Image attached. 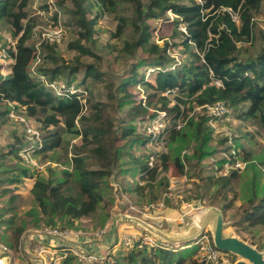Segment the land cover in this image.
Here are the masks:
<instances>
[{
    "label": "trees",
    "instance_id": "1",
    "mask_svg": "<svg viewBox=\"0 0 264 264\" xmlns=\"http://www.w3.org/2000/svg\"><path fill=\"white\" fill-rule=\"evenodd\" d=\"M28 1L0 0V25L10 26L12 37L16 39L14 45L11 46L9 42L5 46L8 58L13 62L8 74L4 75L0 68V107L12 103L26 116L33 117L40 123L42 129H46L45 133L40 129L41 142L32 152L34 157L68 143L70 137H80L81 140L79 144L71 146V169H64L61 177L53 180L51 176H46L36 169V182L30 192L41 217L37 215L35 207L29 211L34 215L35 221L42 220L46 225L53 227L59 220L65 223L64 226L70 227L76 219L100 211V224L104 226L109 217L108 209L114 202L111 180H116L115 168L118 167L124 174L138 171L140 179L144 181L140 184L137 180L133 187L137 196L136 202L139 204L145 192H148V200H154L155 183L165 188L168 186L167 178L170 174L183 173L185 164L180 153L192 140L196 145L191 155L186 158L200 161L210 156L215 149L209 145L212 134L206 124L207 114L203 110L205 108L195 117L189 118L187 111L180 108L181 104H188L191 109L193 104L202 106L223 101L236 112L237 119L250 121L257 127L259 134L264 131V33H260V46L253 56H241L238 49V45L250 44L254 39V16L259 12L261 0H189L188 4L178 0H120L133 6L131 24L135 37L130 41L124 40L117 55H125L127 59H131L141 49L147 58L129 63L128 70L118 84L108 85L109 96L115 99V107L127 108L126 115L131 118L119 124V133L107 105L103 102H90L87 88L89 110L83 113L82 105L77 99L58 97L43 83L29 75V68L37 51L27 42L31 37L32 28L28 24ZM71 1L73 12L76 14L75 23L80 31L69 47L76 49L79 55L88 54L96 59L93 63H85L78 55L71 60H65L56 54V43L42 41L40 50L46 51L45 58L50 61L51 67L46 70L39 66L38 69L50 80L59 78L81 86L85 85L88 79H100L102 76L97 63L99 56L81 44L82 39L91 41L94 31L95 22L86 15L94 4L98 5V9L103 13H113L119 0H95L94 3L90 0ZM228 10L237 13L238 20L233 19ZM170 11L181 17V21L186 25V33L180 32L183 37L179 42L158 44L152 41V20L165 19V22H175L177 25L180 20L166 19ZM125 28V17L118 15L116 31L111 37L119 38ZM175 35L176 29L171 33L172 37ZM176 46L181 47L185 60L180 61L173 69H168L175 59L167 50ZM142 66L145 70L139 72ZM81 67L84 68L82 77L79 82H75V76ZM153 67H156L155 71L146 76L147 69ZM210 74L221 79V87L210 84ZM135 85L139 86V93L143 94L144 99L134 100L128 87ZM174 87L178 89V96L175 97L177 102L170 104V100L162 93ZM151 108L152 112L149 113ZM158 110L166 112L167 137L171 151L170 154H160V163L148 168L146 155L130 154L123 150V147L117 146L115 140L123 139L129 142L130 146L139 142L138 126L133 121L139 122L154 115ZM0 114L1 117H9L6 109L1 110ZM38 114H42V117L37 119L35 117ZM179 117L186 121V125L174 131L171 127ZM60 124L61 130L50 131L48 128ZM225 141L226 137L220 140L222 143ZM139 143L143 146L144 140ZM28 144L29 141L24 135L19 134L10 147L18 154L23 147H29ZM248 155L249 165L244 171L232 170L229 174L216 176L215 180H210V184L212 187L217 186L218 193L220 190L232 189V176H238L242 202L238 207L237 219L229 225H239L242 230L253 234L264 230V183L259 185L258 181L261 175L259 164L264 165V147L258 155L250 152ZM123 156H127L128 160L120 161ZM20 158L23 159L22 156ZM223 162L222 159L217 161L219 169ZM161 173L164 175H160ZM31 176L29 168L20 167L18 174L10 176V181L16 182ZM14 197L11 196V202ZM235 199L236 192L231 200L221 204L220 211L232 208ZM7 210L9 208L1 209L0 216ZM4 221L0 220V225H3ZM23 229L24 223L15 228L14 240H18ZM254 246L261 251V245ZM200 248V243L176 250L170 247L134 246L116 258L113 264H203V260L196 257V254L201 252ZM215 248L220 255L223 253L221 249ZM61 264L83 263L68 252Z\"/></svg>",
    "mask_w": 264,
    "mask_h": 264
},
{
    "label": "rangeland",
    "instance_id": "2",
    "mask_svg": "<svg viewBox=\"0 0 264 264\" xmlns=\"http://www.w3.org/2000/svg\"><path fill=\"white\" fill-rule=\"evenodd\" d=\"M146 1L147 0H143V2ZM188 1L189 0H178V2L183 4H188ZM90 2L94 3L95 0H90ZM56 8L57 14L59 15L58 20L60 21V25L62 26L64 31V38L59 44H57L55 52L60 57H63L65 60H71L75 56L79 55V52L76 49L69 47V44L76 40V38L78 37V31H80V28L75 23L76 14H74L73 12L74 7L71 0H57ZM29 13L30 16L28 19V24L31 25L32 28L35 25L44 24L43 18L38 16V14H33L30 9ZM132 13L133 6L129 3L120 0L119 4L117 5L116 11H114L113 13H103L98 9V5L95 6L94 4L89 9L86 15V17L93 19L95 22L93 26L94 31L92 39L91 41L85 39H82L81 41V44L85 45L93 53L99 56V59H97V63L98 68L102 73L100 79H88L84 85L89 91V96L91 100L90 102H103L107 105V110L110 116L112 117L113 124L116 126V130L118 131L117 133L120 132V130H118L119 124L123 121H129L131 118L126 115L127 108L119 109L115 107V99L109 96L108 85L116 86L118 84V82L124 76L125 71L128 70L127 65L129 63L140 58H147V55L143 53L141 49H139L136 52L135 56L131 59H127L125 55H122L121 57L117 55V51L122 47L124 40L130 41L133 39V37H135V33L131 24ZM167 14L168 17H166V19L172 18L176 21L181 18L179 15H175L171 11ZM118 15L125 17L126 28L119 38H113L111 37V34L116 31ZM254 19L256 22L253 28L254 39L250 44L247 43L243 45H238V49L241 56H253L258 51V48L260 46V33H264V0H261V7L259 9V12L255 14ZM152 27L154 28L152 41L158 44H163L164 42H169L170 44L173 42H179V40H181V38L183 37V35H181L180 31L178 30L177 25H175V22H165V19H153ZM47 28L51 29L52 26L47 25ZM174 29H176V35L172 37L171 33ZM15 40L16 39H13L12 37L11 27L8 25H0V47H5L9 42V44L12 46V44L15 43ZM36 41V38L30 37L27 42L30 45H34ZM170 50V52H172L173 50L175 51L174 53L172 52V57L173 55H175L180 61L185 60V56L182 53L181 47L176 46L174 49ZM45 53L46 51L41 52L42 62L38 65V67L41 66L43 69L45 68L47 70L51 67V63L50 61H48V59L45 58ZM79 56L81 61L85 63H93L96 59L88 54H80ZM9 61V59H5L4 62L0 57V68L1 70L3 69V74H8L9 72L11 64ZM2 66H4V68ZM83 70L84 68L81 67L75 76V82H79L82 77ZM144 70L145 67L142 66L139 69V72H143ZM149 78L152 77L149 76ZM128 90L131 94H133V98L135 101H138L141 98L138 85L129 86ZM170 99L175 100L174 102L169 101L170 104L177 102V100L173 97H170ZM179 106L181 109L187 111L189 118L195 117L196 114H199V111L202 109L195 104H193L191 109L189 108L188 104H181ZM151 107H153V105ZM4 109L8 110L9 117L0 116V154H2L0 155V212L3 208H9V210H7L2 217L0 216V220H5L3 225H0V236L2 240L8 246H10L11 249L16 253L17 261L14 264H22L24 261H27L28 258L24 254L21 255L17 253L19 238L23 236V238L27 239L28 236L32 235L33 233H37L38 230L44 228V226H48L42 220L35 221L34 215L29 212L31 211L32 207H35L33 196L30 190L36 182V169L38 168V170L46 176H51L53 180H56L57 178L61 177V173L64 169H71L69 165L71 156V146L73 144H79L81 140L80 137H70L68 139V143H63V145L53 151H50L46 154L37 155L36 157L31 155L32 159H22L20 158V155L18 156V154L11 150L10 147V145L14 142L15 137L19 134H23L22 125L19 119H17V117L19 116L29 119L33 127L39 132L43 130V132L45 133L46 129H42V125L40 123L36 122L33 117L26 116V114L19 107L12 103H8L7 105L0 107V111H3ZM229 109L230 113L228 115V118L223 121L217 122V126L220 131V134L218 136H216L214 128L211 127V125L208 123L209 116L207 115L206 124L211 130L212 134L209 145L214 147L215 151L210 154V156L200 161H197V159L195 158L188 159L186 158V156L191 155L196 145V142L192 140L191 143L180 153L185 164L183 173L181 175H174L172 173L170 174V178L168 176V186L172 184L171 188H168V186H166L165 188L159 187L157 185L158 183H155L153 187L155 194L154 200H148L146 198L148 192H145V196L142 198L141 203L137 204V196L133 192V187L137 183V179L142 181L139 177L140 175L138 174V171L134 170L132 173L124 174L118 169V167L115 168L117 170L115 172L117 174V181L113 179L111 180L112 192L114 194V202L108 209L109 214L115 215L116 217L119 216V219H121L123 215L125 217L134 216L140 219L141 222L144 224H142L144 226L142 234H154L153 236H155L156 233L157 239L163 242L162 244H164L166 247H170L171 245L166 243L160 237V235L165 237L174 235L183 237L188 233L192 232L187 230L188 228L191 229L192 225L193 227L196 226L197 229H200L201 231L203 228L202 226L204 216L206 214H212L211 209H220L219 207L221 206V204H224L225 202L231 200L234 196V192H236V199L233 201V207L222 212L225 224H230V222H234L233 220L237 219L236 217L239 214L238 207L242 202V198H240V187L237 178L238 176H232V183L230 187L232 189L220 190L218 193H216L217 186L212 187L210 184V180H215L216 176L223 175L219 171L215 170L213 167V163L219 161L221 158L219 150L220 147H224V143L220 142V140L224 137L225 133L232 138V142L236 145L237 149L239 150L240 158L246 164L244 167V169H246L249 165L247 164V159L249 157L248 152L253 155H258L264 147V131L259 134L257 132V127L254 124H252L250 121H241L237 119L236 112L230 107ZM203 110L205 113L207 112L206 109ZM11 111L16 117L10 116ZM151 112L152 108L149 109V113ZM41 117L42 114H38V116L35 118L38 119ZM133 122L137 126L138 122ZM185 125L186 121L184 122V126ZM48 128L50 131L61 130L62 125L60 124L59 126H51ZM138 137L139 142H141L142 139L140 138V135H138ZM26 140L29 141V139L27 138ZM139 142L130 146L129 142H125V140L123 139L117 138L115 140V144L117 146L123 147V150H127V152H130V154L136 156L147 155L149 150L144 145L142 146ZM165 148L166 150H163V152H165L164 154H170L171 147L169 145V138L165 140ZM122 160L127 161L128 157L123 156L120 161ZM159 163L160 160H158L157 164ZM259 165L261 168V175L258 181L259 185H262L264 183V165ZM20 167L29 168L30 172L32 173V176L24 177L16 182L10 181V176L18 174ZM244 169L240 172L244 171ZM231 171L232 169H229L227 174L231 173ZM160 175H164V173H161ZM114 183H116L117 186L114 187ZM113 187L115 188V190L113 189ZM164 193H169L171 197L179 195L181 196L182 200L187 203H190L191 205H194L193 203L194 201L196 203V200H199L200 202L196 203V206L194 205V207H181V202L178 201V197V204H171V202L166 199L164 200L163 207H150V204H153V206L155 207L156 202L162 200V196ZM124 195L129 198V200L135 206V209H130L127 204L124 206L125 202H127L126 197H124ZM11 196H15L12 202L10 201ZM199 205H201L200 208H198ZM171 209L175 210L173 216L167 214V212H169ZM188 209L192 210L187 211ZM139 210H142L143 212L141 211V213L139 212ZM38 211V208H36V213ZM101 213L102 212L97 211L96 213L90 216L76 219L75 221H73V225L70 227L64 226L65 223H63V221L58 220L56 225L53 227L69 230L81 229L85 232H90V234L85 233L84 236L86 238H91L92 236H95V234H93V231L104 227L100 224V219L102 216ZM143 213L159 215L156 219H152L151 217L144 216ZM180 214L183 215L182 218L178 217ZM37 215L41 217L39 213H37ZM169 215L171 216V219L168 220L175 222V227L169 226L167 223L161 224V220H163L161 219V216H163V218L165 219L166 216L168 217ZM216 219L217 215L216 213H213L212 219L206 226L207 232H212ZM188 220L191 221V225H187ZM157 222H160V224ZM23 223L24 229L22 233L20 234L18 240H14L15 228L17 226H21ZM211 223H213V226L211 225ZM178 225L182 226L181 229H183V233H176L177 231L181 232V229L176 228ZM233 226L227 225V227L225 228L226 234L236 235L237 232L240 238H243V240L247 243H252L253 245H261V252L264 260V230H260L259 232L252 234L251 232L249 233L245 230H242L239 225L234 227ZM95 238L98 237L95 236ZM175 247L176 245L173 246L174 250L176 249ZM92 252L96 253L97 250L94 249V251ZM126 252L127 250L123 246H119V248L113 253H102V257L104 256V258L98 260L93 264H113L116 258L122 256ZM61 253L62 252H58V254L51 256L52 259L49 261L48 264H56L57 262L58 264H61V261L63 259V257H61ZM201 254V252H198L196 254V257L201 258ZM241 258L242 257L240 256V254L234 255L230 253H221L218 264H234L237 260ZM239 262H243L245 264L252 263L246 258H243L242 261ZM235 264H238V262Z\"/></svg>",
    "mask_w": 264,
    "mask_h": 264
},
{
    "label": "built area",
    "instance_id": "3",
    "mask_svg": "<svg viewBox=\"0 0 264 264\" xmlns=\"http://www.w3.org/2000/svg\"><path fill=\"white\" fill-rule=\"evenodd\" d=\"M196 2H200V0H195ZM28 6L30 11L34 14H38V16L43 18L44 24L35 25L33 28H31V37L36 38V43L33 45V47L37 51V55L32 62L30 68H29V75L34 78L35 80L43 83L50 91H52L56 96L58 97H69L77 99L81 105H82V112L86 113L88 110V104H87V90L84 85L77 86L74 82H66L62 79H53L50 80L48 77L38 69V65L42 62V55L40 50V44L42 41H47L49 43H56L59 44L63 38H64V31L62 26L60 25V21L58 20V14H57V8H56V0H29ZM233 17V19L238 20L237 13H231L230 10H228ZM31 13V14H32ZM172 19V18H170ZM179 22L177 24L178 30L181 33H186V25L184 22L181 21V18H179ZM48 26H52L51 29L47 28ZM16 41V40H15ZM14 45V43L12 44ZM174 49V48H172ZM168 49L167 52L169 54L174 53L175 51ZM0 57L5 62V59H8V55L6 52L5 47H0ZM175 62L168 66V69H173L180 60L178 57L173 55ZM156 67L148 68L146 76L154 72ZM210 84L214 85L216 87L222 86L221 79L214 77L212 74H210ZM163 96L170 99V97H173L175 99L176 96H178V89L177 87L166 89L163 93ZM140 97L144 99L143 94H140ZM170 101L174 102L175 100L170 99ZM200 108H205L206 113L209 116V124L211 127L214 128V132L216 133V136L220 134L219 128L217 126V122L223 121L228 118V115L230 113L229 106L224 103L223 101H218L213 104H204L202 106H199ZM10 116H15L14 113L11 111ZM16 117V116H15ZM19 119L22 128H23V135L25 138L29 139V144L27 146L29 147H23L19 152L18 155L22 156L26 159H32L31 155L32 152L37 149L40 146L41 142V136L40 132L36 130L32 123L29 121V119L25 117H17ZM185 120H182L180 117L176 119L175 124L173 125L172 130L177 131L180 130L184 126ZM168 125V120L166 117V112L163 110H158L154 115H151L148 118H144L141 121L138 122V132L140 134V138L144 140V146L149 150L145 160L148 164V168H152L155 165H158V157L160 154H164L163 150H166L165 148V140L168 136V130L166 129ZM170 128V129H171ZM224 137H226V141L224 142V147H220V154L222 160H224L221 168L219 169L218 163L214 162L213 167L215 170L219 171L223 175H226L228 173L229 169L235 170L237 172H240L245 167V162L240 158L239 150L237 149L236 145L232 142V138L228 134H224ZM223 171V172H222ZM140 184H143L144 181H140L137 179ZM112 185V184H111ZM113 186H117L116 183L113 184ZM113 189L115 190V188ZM172 184L168 186V188H171ZM124 197H126L124 195ZM179 197V200H178ZM169 200L171 204H176L177 200L180 201L181 207H194L196 206V203L194 202V205H191L190 203L185 202L182 200L181 196H174L171 197L169 193H164L162 196V200L159 202H156L155 207L153 204H150V207L157 208V207H163L164 200ZM125 202L127 206H129L130 209H135V206L132 204L131 201L128 200L126 197ZM179 203V202H178ZM177 203V204H178ZM37 232V231H36ZM106 233L105 227L100 228L96 231H94L93 234L95 236L102 237ZM37 237L43 239L44 237H48L50 239H64L69 234V231L67 229H59L57 227H51V226H44V228L38 230L37 233H35ZM26 238H23L21 236L18 241V254H24L27 259V261H24L22 264H48L49 261L52 259L50 257L47 258V256L43 255L48 250L43 244L37 243L34 246H27L26 244ZM204 239V240H203ZM116 243L118 246H123L126 250H129L133 248L134 246H142L145 245L147 248L149 247H162L167 248L166 246L162 244L160 240L157 239L156 236H153L152 234H121L119 235L118 239L116 240ZM200 243L201 244V259L203 260V264H218L220 253L219 251L205 238L201 237L199 240H196L194 244ZM193 244H190L188 247H190ZM169 248V247H168ZM94 251L93 248L89 249L83 246L79 247H67L60 249L61 257H65L68 252H71L73 256L77 260H79L82 263L85 264H93L97 262L98 260L104 258L102 257V253L100 252H92ZM55 252L49 253L50 256H54ZM17 261L16 253L11 249L10 246H8L1 238L0 236V264H14ZM56 263V262H55ZM58 264V262L56 263Z\"/></svg>",
    "mask_w": 264,
    "mask_h": 264
},
{
    "label": "crops",
    "instance_id": "4",
    "mask_svg": "<svg viewBox=\"0 0 264 264\" xmlns=\"http://www.w3.org/2000/svg\"><path fill=\"white\" fill-rule=\"evenodd\" d=\"M9 59V58H8ZM10 63L13 62L11 59H9ZM6 65V64H5ZM4 65V66H5ZM4 66H2L4 68ZM2 73H3V69L1 70ZM10 71V69H9ZM5 75V74H4ZM170 178V176H169ZM129 200V198H128ZM130 201V200H129ZM195 202V201H194ZM126 205V203L124 204V206ZM201 205L198 206V208H200ZM144 208V207H143ZM145 209V208H144ZM192 209H195V208H192ZM192 209H188L187 211H191ZM129 210V209H128ZM220 214H221V221H220V225H219V221L216 219L215 222H214V226H213V223H211V225L213 226V230L211 233L207 232L206 230V226L209 224V221L212 219V216H209L210 214H206L204 216V219H203V228L202 230L200 231V229L198 230L197 227H193L192 225V228L191 229H187L189 230L191 233H188L187 235L185 236H162L160 235V237L166 242L168 243L170 246V248H173L174 245H176V249H179V248H185V247H188L190 244H194V242L196 240H199L201 237H205L210 243L212 242V245H214L213 243L215 242V230L217 229V226H220V230H219V235H220V238L223 239V240H230V239H236V240H239L241 241L242 243L244 244H248V246L254 248L255 250L256 247L250 243H247L246 241L243 240V238H240L239 234L236 232V235H232V234H226L225 232V228L228 226H232V225H229V224H225L224 222V218H223V214L222 212L220 211V209H218ZM142 210H139V212H141ZM212 212L216 211V209L212 210ZM143 212V211H142ZM141 212V213H142ZM178 212V211H176ZM175 213V210L174 209H171L169 212H167V214H170L171 216H173ZM144 216H147V217H151L152 219H156L157 216L159 214H154V215H151V213H143ZM166 216V218L164 219L163 216H161L163 220H161V224H168L169 226H174L176 224H174L175 222H172L171 220H168V219H171V216ZM119 217V216H118ZM118 217H116L115 215H111L109 214V217L107 219V221L105 222L104 224V227L106 229V233L100 238H95V236H92L91 238L90 237H85L84 234L87 233V234H90V232H85L81 229H77V230H69V234L67 235L66 238L64 239H50L48 237H44L43 239L40 238L39 240V237H37V235L35 233H33L32 235L28 236L27 239H26V245L27 246H34L36 245L37 243H40V244H43L46 249L48 250L47 252H45V256H47V258L50 259V254L51 252H55L54 255L58 254V252H61L60 249L62 248H67V247H79V246H83V247H86V248H93V249H96L97 252H100V253H110V252H115L119 246L117 245L116 243V240L118 239L119 235L121 234H140L142 235V230H143V223L141 222L140 219L134 217V216H124L119 219ZM178 217H183L182 214H180ZM186 217V216H185ZM160 224V222H157ZM143 224V225H142ZM187 225H191V221L188 220V224ZM211 226V227H212ZM234 227V226H233ZM176 228L178 229H181L182 226H177ZM183 229H181L180 231L181 232H176V233H183L182 232ZM94 233V231H93ZM154 235V234H153ZM155 236L157 237V234L155 233ZM204 240V239H203ZM164 242V243H165ZM163 243V242H162ZM215 246V245H214ZM174 249V248H173ZM175 249V250H176ZM222 250V249H221ZM223 253L225 252V254H238L236 252H233V251H230V250H222ZM258 251V250H257ZM262 254L261 251H258ZM241 256V255H240ZM242 257V256H241ZM244 257H242L241 259L237 260L235 263L239 262V261H242ZM244 262V261H243ZM234 263V264H235Z\"/></svg>",
    "mask_w": 264,
    "mask_h": 264
},
{
    "label": "water",
    "instance_id": "5",
    "mask_svg": "<svg viewBox=\"0 0 264 264\" xmlns=\"http://www.w3.org/2000/svg\"><path fill=\"white\" fill-rule=\"evenodd\" d=\"M213 213H216L217 220L219 221V225H220L221 214H220L219 210L212 212V214ZM212 214H210L209 216H212ZM219 230H220V226H217V229L215 230V238H214L215 239V242H214L215 247L222 249V250H230V251L236 252V253L240 254L242 257L250 260L252 262L251 264H264L262 254L260 252H258L254 248L248 246L247 244L242 243L239 240H236V239L223 240V239H221L220 235H219ZM238 264H245V263L238 262Z\"/></svg>",
    "mask_w": 264,
    "mask_h": 264
}]
</instances>
